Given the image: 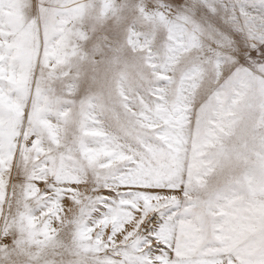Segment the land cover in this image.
Masks as SVG:
<instances>
[{
	"label": "snow or ice",
	"instance_id": "snow-or-ice-1",
	"mask_svg": "<svg viewBox=\"0 0 264 264\" xmlns=\"http://www.w3.org/2000/svg\"><path fill=\"white\" fill-rule=\"evenodd\" d=\"M0 264H264V0H0Z\"/></svg>",
	"mask_w": 264,
	"mask_h": 264
}]
</instances>
